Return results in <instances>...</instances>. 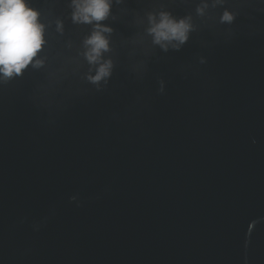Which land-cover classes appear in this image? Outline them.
Instances as JSON below:
<instances>
[{
    "label": "water",
    "instance_id": "95a60500",
    "mask_svg": "<svg viewBox=\"0 0 264 264\" xmlns=\"http://www.w3.org/2000/svg\"><path fill=\"white\" fill-rule=\"evenodd\" d=\"M25 2L45 44L0 74V264H264V0H110L99 83L95 22ZM161 11L190 18L179 50Z\"/></svg>",
    "mask_w": 264,
    "mask_h": 264
},
{
    "label": "clouds",
    "instance_id": "9594fccd",
    "mask_svg": "<svg viewBox=\"0 0 264 264\" xmlns=\"http://www.w3.org/2000/svg\"><path fill=\"white\" fill-rule=\"evenodd\" d=\"M74 23L93 24L94 31L84 41L87 51L85 56L90 64L99 65L94 76L89 79L99 83L110 76L111 61H102V54L109 51V41L104 33H110L111 28L101 22L108 19L111 13L110 0H72ZM197 12L203 14V9ZM38 10L29 7L25 0H0V74L5 78L21 75L35 61L34 66L41 62L36 57L42 50L45 26L40 22ZM148 16L150 27L148 33L153 37V43L159 45L165 52L169 46L179 50L186 43L189 33L193 30L190 18L177 20L171 13L161 11ZM233 15L225 11L222 22L230 23ZM58 30L62 31V22H57Z\"/></svg>",
    "mask_w": 264,
    "mask_h": 264
}]
</instances>
